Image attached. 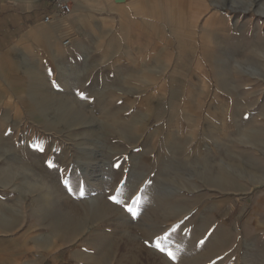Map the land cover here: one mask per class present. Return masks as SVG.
I'll return each mask as SVG.
<instances>
[{"label":"rangeland","instance_id":"rangeland-1","mask_svg":"<svg viewBox=\"0 0 264 264\" xmlns=\"http://www.w3.org/2000/svg\"><path fill=\"white\" fill-rule=\"evenodd\" d=\"M71 3L60 53L41 22L0 56V264L239 249L264 186V0Z\"/></svg>","mask_w":264,"mask_h":264},{"label":"crops","instance_id":"crops-1","mask_svg":"<svg viewBox=\"0 0 264 264\" xmlns=\"http://www.w3.org/2000/svg\"><path fill=\"white\" fill-rule=\"evenodd\" d=\"M66 1L73 11L72 0ZM51 6L46 2H35L26 7L16 2L0 3V56L14 49L21 37L24 34L27 35L41 22L48 26L54 22L57 27L63 22L67 23L72 26L70 34L75 26L81 25L78 24L81 23L79 15L74 16V22L68 23L64 19L66 17L56 14ZM47 15L51 16L49 23L44 21ZM66 41L70 43L64 44L65 46L72 44L70 38H66ZM247 210L250 213V219L243 230V238H240V234L238 235V239L243 241L242 246L239 249L229 248L225 252L215 254V257H218L215 263L211 259L208 264H264V186L254 190Z\"/></svg>","mask_w":264,"mask_h":264},{"label":"built area","instance_id":"built-area-1","mask_svg":"<svg viewBox=\"0 0 264 264\" xmlns=\"http://www.w3.org/2000/svg\"><path fill=\"white\" fill-rule=\"evenodd\" d=\"M55 13L61 17H67L72 13V7L66 0H49ZM46 23L51 21V16L47 15L44 18ZM70 41H66L65 44H69Z\"/></svg>","mask_w":264,"mask_h":264},{"label":"bare ground","instance_id":"bare-ground-1","mask_svg":"<svg viewBox=\"0 0 264 264\" xmlns=\"http://www.w3.org/2000/svg\"><path fill=\"white\" fill-rule=\"evenodd\" d=\"M77 22V21H76ZM78 24H81V23H78ZM50 27V28H49ZM48 28H40V27H37L38 28V31H37V36H40L42 38H50L51 40H48V43L49 45L56 51V52H59L60 50L59 47L57 46V44L55 45L54 42V36H56V34L58 33H55L54 32V29L57 27L54 22H52L50 25H49ZM68 29H70L69 27H66L65 29V32L66 33H69ZM102 41V40H101ZM60 53V52H59Z\"/></svg>","mask_w":264,"mask_h":264},{"label":"snow or ice","instance_id":"snow-or-ice-1","mask_svg":"<svg viewBox=\"0 0 264 264\" xmlns=\"http://www.w3.org/2000/svg\"><path fill=\"white\" fill-rule=\"evenodd\" d=\"M41 150H42V149H41ZM49 166L51 167L52 165L50 164ZM116 167H119V165L117 164ZM110 199H112L113 202H115V203H119V201H117V200L115 199V197H111ZM126 210H127L128 212H130V213L132 214V216H135V215H136V213H135L131 208H127ZM157 248H158L160 251H165L164 249L159 248V245H157ZM166 254H167L170 258H173V259L175 258L171 252H167Z\"/></svg>","mask_w":264,"mask_h":264}]
</instances>
